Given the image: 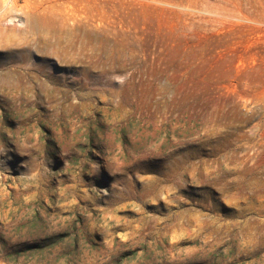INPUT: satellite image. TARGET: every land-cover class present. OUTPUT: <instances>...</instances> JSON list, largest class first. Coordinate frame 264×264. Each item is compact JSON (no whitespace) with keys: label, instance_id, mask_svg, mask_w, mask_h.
Listing matches in <instances>:
<instances>
[{"label":"rangeland","instance_id":"374dc122","mask_svg":"<svg viewBox=\"0 0 264 264\" xmlns=\"http://www.w3.org/2000/svg\"><path fill=\"white\" fill-rule=\"evenodd\" d=\"M0 0V264H264V0Z\"/></svg>","mask_w":264,"mask_h":264},{"label":"bare ground","instance_id":"6f19581e","mask_svg":"<svg viewBox=\"0 0 264 264\" xmlns=\"http://www.w3.org/2000/svg\"><path fill=\"white\" fill-rule=\"evenodd\" d=\"M6 2H7L8 4H11V0H7Z\"/></svg>","mask_w":264,"mask_h":264}]
</instances>
